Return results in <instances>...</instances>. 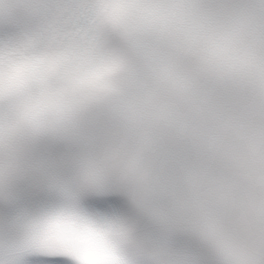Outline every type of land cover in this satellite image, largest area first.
<instances>
[{
  "label": "snow or ice",
  "instance_id": "1",
  "mask_svg": "<svg viewBox=\"0 0 264 264\" xmlns=\"http://www.w3.org/2000/svg\"><path fill=\"white\" fill-rule=\"evenodd\" d=\"M0 264H264V0H0Z\"/></svg>",
  "mask_w": 264,
  "mask_h": 264
}]
</instances>
